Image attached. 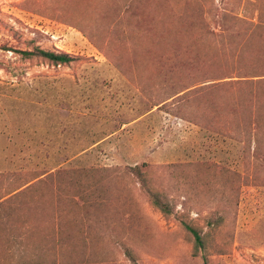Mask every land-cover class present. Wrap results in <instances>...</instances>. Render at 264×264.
I'll list each match as a JSON object with an SVG mask.
<instances>
[{
	"label": "rangeland",
	"instance_id": "obj_1",
	"mask_svg": "<svg viewBox=\"0 0 264 264\" xmlns=\"http://www.w3.org/2000/svg\"><path fill=\"white\" fill-rule=\"evenodd\" d=\"M246 45L264 0H0V264H264Z\"/></svg>",
	"mask_w": 264,
	"mask_h": 264
},
{
	"label": "trees",
	"instance_id": "obj_2",
	"mask_svg": "<svg viewBox=\"0 0 264 264\" xmlns=\"http://www.w3.org/2000/svg\"><path fill=\"white\" fill-rule=\"evenodd\" d=\"M237 19L241 20V18L239 17H237ZM223 25L224 24L221 23L219 26L222 27ZM246 49L247 50H245L244 52L238 55V59L242 61V63H240L235 67L238 75L229 76L233 78L232 80L213 83L210 86L211 88H213V90L223 86L226 87L228 90L234 92L237 91V92H245L247 94H252L254 97H261L264 94V54L260 53V51L252 49L251 46L249 45H246ZM17 52L21 54L23 58L26 59H31L34 57L42 58L55 65L68 64L75 59V57L72 56L70 53L43 49L41 47H36L32 50L19 49L17 50ZM234 77H239V78L235 79ZM206 86L209 87V85ZM261 125L262 124L260 121L255 120L253 123L250 124V127L248 128V132L243 133L242 135L245 134L244 137L250 140L255 139L256 143L258 144L262 139V136L260 137L262 133ZM215 131L221 132V128H216ZM15 196L16 195L14 194L0 202V212L1 210L6 209L8 203H10V201H12V199H14ZM152 202L154 206L159 208L162 212L166 214H170L172 212L169 204L163 202L158 195L156 194L153 195ZM188 228L194 233L196 237L197 249H199L203 244L201 236L194 228L191 227ZM41 259L42 258L37 255L22 257V260L25 262V264H44L42 263Z\"/></svg>",
	"mask_w": 264,
	"mask_h": 264
}]
</instances>
